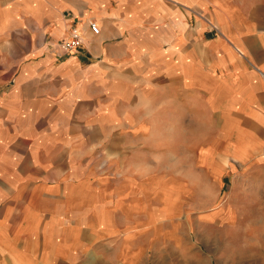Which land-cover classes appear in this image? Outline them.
Returning <instances> with one entry per match:
<instances>
[{
    "label": "crops",
    "instance_id": "crops-1",
    "mask_svg": "<svg viewBox=\"0 0 264 264\" xmlns=\"http://www.w3.org/2000/svg\"><path fill=\"white\" fill-rule=\"evenodd\" d=\"M239 199L264 205V0H0V264L211 248Z\"/></svg>",
    "mask_w": 264,
    "mask_h": 264
},
{
    "label": "rangeland",
    "instance_id": "rangeland-1",
    "mask_svg": "<svg viewBox=\"0 0 264 264\" xmlns=\"http://www.w3.org/2000/svg\"><path fill=\"white\" fill-rule=\"evenodd\" d=\"M239 201V218L246 214L249 219L238 220L230 230L215 232L211 248L156 249L149 264H264V219L257 220L259 214L264 217V205Z\"/></svg>",
    "mask_w": 264,
    "mask_h": 264
},
{
    "label": "built area",
    "instance_id": "built-area-1",
    "mask_svg": "<svg viewBox=\"0 0 264 264\" xmlns=\"http://www.w3.org/2000/svg\"><path fill=\"white\" fill-rule=\"evenodd\" d=\"M89 28L92 33H99V27L95 22H91L89 24ZM81 42L82 39L79 30L76 28H72L69 37L65 40L60 41L59 44L62 47L63 51L66 53L75 50L81 44Z\"/></svg>",
    "mask_w": 264,
    "mask_h": 264
}]
</instances>
